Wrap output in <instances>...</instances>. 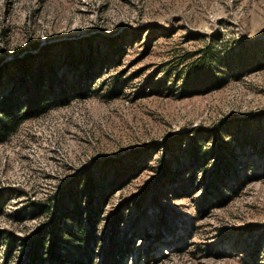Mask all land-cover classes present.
<instances>
[{
  "label": "rangeland",
  "instance_id": "rangeland-1",
  "mask_svg": "<svg viewBox=\"0 0 264 264\" xmlns=\"http://www.w3.org/2000/svg\"><path fill=\"white\" fill-rule=\"evenodd\" d=\"M66 40L96 59L67 72L89 88L0 142V264H26L52 223L89 227L74 212L89 172L103 190L93 264L116 213L122 264H264V0H0V66ZM55 202L69 214L51 217Z\"/></svg>",
  "mask_w": 264,
  "mask_h": 264
},
{
  "label": "trees",
  "instance_id": "trees-1",
  "mask_svg": "<svg viewBox=\"0 0 264 264\" xmlns=\"http://www.w3.org/2000/svg\"><path fill=\"white\" fill-rule=\"evenodd\" d=\"M58 44L65 51V55H60L62 56L60 58L57 52H51V49ZM58 44L47 42L42 44L36 53L28 51L23 55H15L11 61L14 67L12 72L0 66V142L5 141L26 119L43 114L54 105L68 103L74 96H77V93L85 95L84 90H87L89 85L81 80L85 75L84 72L82 70L80 73L75 72L80 77L79 79L77 75L70 79L67 72L77 61L83 65H89L93 64L96 59L92 57V53L85 54L81 40L60 41ZM34 46H38V43ZM77 48L80 50L79 54H77ZM64 61L65 65L60 66ZM61 68L64 71L60 70ZM13 78L19 83L20 95H14L13 85L9 86ZM177 135L169 136L167 141L178 140ZM162 143L164 144V142L154 144L160 146L163 145ZM115 161V159L106 158L102 161L93 160L90 164L96 163L94 165L100 168L108 163H115ZM163 169L165 171L166 168ZM120 170V168L117 169L113 178L117 185H123L126 177L125 170L122 172ZM224 170L223 168L222 171L217 170L218 173L217 176L215 174L214 180L220 182L223 175L228 174ZM86 177L83 189L88 191L87 205L83 206L81 202H77L74 212L81 217L86 214L89 227L78 223L79 228L74 232L73 238H69L70 234L63 231L59 223L54 225L52 223L46 230L30 238L26 264H93L96 260L94 249L100 241L97 236L95 217L101 213L100 201L103 190H99L100 183L97 182L98 179L93 172H89ZM77 193H79L78 188ZM57 208L58 202L53 203L49 208L51 217H58V212L59 218L65 217L63 215L66 213L69 214L67 211L60 210V212ZM121 218L122 215L116 213L109 230H106L107 241H104L100 264H122L123 258L132 250L130 237L126 235L119 237ZM69 244L73 246L72 249Z\"/></svg>",
  "mask_w": 264,
  "mask_h": 264
}]
</instances>
